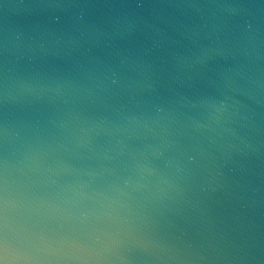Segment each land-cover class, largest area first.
<instances>
[{
  "label": "water",
  "instance_id": "water-1",
  "mask_svg": "<svg viewBox=\"0 0 264 264\" xmlns=\"http://www.w3.org/2000/svg\"><path fill=\"white\" fill-rule=\"evenodd\" d=\"M0 264H264V0H0Z\"/></svg>",
  "mask_w": 264,
  "mask_h": 264
}]
</instances>
